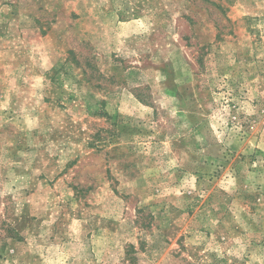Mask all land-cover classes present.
<instances>
[{"label":"rangeland","instance_id":"rangeland-1","mask_svg":"<svg viewBox=\"0 0 264 264\" xmlns=\"http://www.w3.org/2000/svg\"><path fill=\"white\" fill-rule=\"evenodd\" d=\"M0 264H264V0H0Z\"/></svg>","mask_w":264,"mask_h":264}]
</instances>
